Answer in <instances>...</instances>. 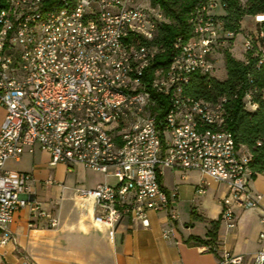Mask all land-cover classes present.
Here are the masks:
<instances>
[{
    "label": "built area",
    "instance_id": "2783aa9c",
    "mask_svg": "<svg viewBox=\"0 0 264 264\" xmlns=\"http://www.w3.org/2000/svg\"><path fill=\"white\" fill-rule=\"evenodd\" d=\"M237 1L245 7L249 0ZM53 3L65 4V0H0V107L5 111L0 125V248L14 242L10 225L23 207L47 219L50 227L58 225V218L34 197L32 174L5 168L8 159L18 160L35 150L49 153L50 166L63 164L70 171L79 163L116 179L114 185L104 181L75 189L79 200L91 202L94 225L107 228L110 236L123 221H139L148 227L149 211L174 217L170 194L161 184L164 167L195 170L224 184L228 192L221 200L220 221L228 228L235 226L234 205L262 207L263 194L249 186L254 178L252 155L225 124L228 101L216 111L200 113L185 109L177 93L181 92L178 76L184 73L179 57L195 55L198 75L221 81L226 78L214 73L222 67L227 77L224 58L228 53L245 66L253 62L260 73L257 101L264 100V32L260 27L264 14L253 15L252 26L244 28L239 22L234 30L221 17L224 5L219 0L198 1L189 13L192 28L187 43L179 54L171 50L170 61L158 69L164 80L153 85L147 77V65L155 58L151 47L158 45L154 40L159 27L169 23L158 5L151 0H76L74 10L62 13L60 26L47 23L35 30V18L46 16ZM97 17H104V25H97ZM37 33H44V40H37ZM237 35L241 36L238 44ZM51 37H59V44L51 45ZM134 38L143 39L137 55L148 54V61L138 78H129L126 49ZM30 40H37L35 57H28ZM39 49H46L47 57H40ZM36 59L56 69L59 83L54 93H47V79L42 69L35 68ZM170 69H177V76L166 77ZM118 80H125L124 88H116ZM243 81L247 80L240 81V87ZM32 88H39L42 100L31 96ZM47 94L59 95V102H48ZM241 104L244 110L254 111L248 95H242ZM107 107H114L115 113L133 112L132 137H124V124L107 118ZM82 112H89L90 119L122 125V132L113 133L112 128L109 133L89 136ZM202 191L199 186L197 192ZM258 241L264 242V219ZM204 249L218 251L216 245ZM0 264L9 263L0 259ZM217 264H264V248L250 258L223 249Z\"/></svg>",
    "mask_w": 264,
    "mask_h": 264
},
{
    "label": "crops",
    "instance_id": "0c3cea01",
    "mask_svg": "<svg viewBox=\"0 0 264 264\" xmlns=\"http://www.w3.org/2000/svg\"><path fill=\"white\" fill-rule=\"evenodd\" d=\"M4 115L5 111L0 107V125ZM49 159L48 152L35 150L33 153H24L18 160L8 159L5 162L6 169L32 174L34 197L42 202L45 210L58 218V225L50 227L47 219L33 215L27 207L19 209L10 225L14 242L0 248V259L9 264H217L223 249L250 258L264 248V242L258 241L264 219V200L261 208L242 209L234 205L235 226L228 228L219 221L215 236H211L208 222L219 219L221 200L227 195V187L198 171L183 172L168 167L162 169L161 184L170 194L169 203L174 217L171 218L165 212L149 211L148 227L139 221H123L115 234L110 236L107 228L94 225L91 202L79 200L76 192L73 198L79 206L78 210L75 214L64 212L63 201L67 197L64 192L68 187L64 184L65 175L61 176V180L57 178L61 172L68 170L63 164L50 166ZM8 164H12V169ZM73 167H77L76 173L87 188L108 182V176L98 170L79 163ZM48 179L52 180L51 183L47 182ZM199 186L203 190L200 193L197 192ZM249 186L264 196V173H257ZM182 203L193 204L192 209L184 214L179 213ZM251 226L257 240L253 246L247 243L245 237ZM66 229L72 232L76 248L88 249L89 254L95 252L106 263L95 262L93 258L96 254L89 259L55 262L36 253L43 251ZM208 243L216 245L218 251L205 250L206 246L211 245Z\"/></svg>",
    "mask_w": 264,
    "mask_h": 264
},
{
    "label": "trees",
    "instance_id": "16d2710c",
    "mask_svg": "<svg viewBox=\"0 0 264 264\" xmlns=\"http://www.w3.org/2000/svg\"><path fill=\"white\" fill-rule=\"evenodd\" d=\"M198 1L200 0H151L153 4L159 6L161 12L169 19V23L159 27L154 40V43L158 44L155 45L158 48V53L149 67L150 70L170 61L171 50L174 54L173 41L175 42L177 36L184 38L189 36V32H191L189 13ZM219 1L224 5V13L221 17L225 20L226 26L234 30L238 29L243 15L264 14V0H249L245 7L240 6L237 0ZM260 27L264 32V21ZM262 41L264 42V37ZM137 43L142 45L143 39L138 38ZM224 61L227 70L226 79L220 81L194 74L189 83L184 86V91L190 96L207 101H214L222 96L226 97L229 112L226 113L225 124L233 133L236 142L243 144L251 153L250 166L255 177L257 173H264V100L257 101L254 111L244 110L241 97L246 85L240 87V81L250 77L255 83L260 73L254 68L252 61L249 66H245L228 53L225 54ZM219 221L220 217L208 222V231L211 236H215ZM208 244L212 245V243Z\"/></svg>",
    "mask_w": 264,
    "mask_h": 264
},
{
    "label": "bare ground",
    "instance_id": "6f19581e",
    "mask_svg": "<svg viewBox=\"0 0 264 264\" xmlns=\"http://www.w3.org/2000/svg\"><path fill=\"white\" fill-rule=\"evenodd\" d=\"M76 7V0H65V4L53 3L51 10L46 16H39L35 18V30H42L47 23H51V26H60L63 12L68 10H74ZM161 12V10H160ZM162 13V12H161ZM189 24L192 28V18L190 15ZM97 25H104V17H97ZM189 37V36H188ZM188 37L184 38L179 36L176 38L173 44L174 54H179L184 44L187 43ZM138 38L131 39L126 49L125 67H129V78H138V71L142 66L146 65L148 61V54H138L143 49V44L137 43ZM142 39V38H141ZM37 40H44V33H37ZM37 40H30L27 42L28 57H35L37 51ZM59 37H51V45H58ZM158 53L157 46L151 47V55L154 57ZM40 57H47L46 49H39ZM179 66H181L184 73L178 76V88L181 92L177 93V100L184 101L185 109L198 110L200 113H208L216 111V107L225 104L227 99L225 96L219 97L214 101H207L202 98H195L185 93L184 86H186L191 77L194 74H198L196 67V56L187 55V57H179ZM150 65H147V77L153 82V85H160L161 80H164V73L158 68L154 70L149 69ZM35 68L42 69V75H45L47 79V93H54L56 87H58L59 76L56 69L52 65H45L43 59H36ZM177 76V69L166 70V77ZM243 81V85L246 87L243 89V95H248V101L253 102V108L257 106V83L248 77ZM125 80L116 81V88H124ZM31 96H34L35 100H42V93L39 92V88L31 89ZM236 96V95H235ZM48 102H59V95L47 94ZM107 118H115L117 124H124V137L133 136V128L135 126V118H133L132 111H125L124 113H115L114 107H107ZM126 119V121H125ZM82 120H87L88 135L96 136L98 133H109L113 128V133L122 132V125H114L113 121L107 119L95 118L90 119L89 112H82Z\"/></svg>",
    "mask_w": 264,
    "mask_h": 264
},
{
    "label": "rangeland",
    "instance_id": "374dc122",
    "mask_svg": "<svg viewBox=\"0 0 264 264\" xmlns=\"http://www.w3.org/2000/svg\"><path fill=\"white\" fill-rule=\"evenodd\" d=\"M219 12L221 11L219 10ZM240 22H241L240 25L242 27L248 28L252 26V23H253L252 16L243 15ZM240 40H241V36L237 35L236 36L237 44L239 43ZM214 74L215 76L219 78H226L225 69L222 67L220 69H217ZM8 167L11 168L12 164H8ZM76 170H77V167H75L72 170V172H68V171L61 172L57 178L61 180L62 179L61 176L65 175V179L63 180H64V184L67 185L68 189H66L64 192L65 196L67 197L63 201V208H64V212L71 211L72 214H75L76 210H78L79 208V206L75 204V200L73 198V194L75 193V188L77 187L87 188L86 186H84L82 180L78 177ZM113 171H114V168L110 167L109 172H113ZM108 183L111 185H114L116 183V179L112 176H108ZM192 205L193 204H190V203H182L181 210L180 211L178 210V212L184 214L188 212L190 209H192ZM253 229H254L253 226H251L249 231H247L248 233L245 234V237H247L246 241L251 246H253L257 242L255 238V231ZM71 236H72V232L66 229V231L61 232L58 235L57 239L55 237L54 241L50 243L48 247L46 246L43 249V251L40 250L39 252H36V253L40 256L49 257L50 260L55 261V262L57 261L71 262L75 258L89 259L91 258V255L96 254L95 252L93 254H89L90 251L88 249L86 250L83 248L82 249L76 248L74 242L72 241L73 237ZM93 260H95V262L106 263L104 258H101L99 254H96V257L93 258ZM87 261H90V260H87Z\"/></svg>",
    "mask_w": 264,
    "mask_h": 264
}]
</instances>
